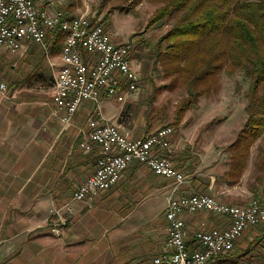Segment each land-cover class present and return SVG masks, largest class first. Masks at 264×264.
I'll return each mask as SVG.
<instances>
[{"label": "crops", "instance_id": "crops-1", "mask_svg": "<svg viewBox=\"0 0 264 264\" xmlns=\"http://www.w3.org/2000/svg\"><path fill=\"white\" fill-rule=\"evenodd\" d=\"M37 6L62 10L70 17L87 15L71 1L59 0L44 6L37 2ZM54 39L55 31L47 39L51 49ZM125 42L128 41L115 43ZM32 45L41 48L25 42L19 52ZM60 51L53 83L47 81L43 72L37 74L36 88L15 87L17 82L8 88L0 80L7 85L5 92L0 91V264H155L154 259L167 252L169 230L164 215L174 184L133 162L112 189L100 192L91 201L72 199L74 191L95 171L98 147L84 151L79 146L89 132L92 103L81 105L69 126L63 125L56 113L53 87L61 64ZM11 55L15 54L4 53L0 64ZM106 100L109 99L99 97L102 110ZM122 110L120 105L116 112L110 110L104 115L123 134L140 138L156 131L148 133L146 129V134L136 136L121 121ZM141 126L148 127L145 121ZM174 132L170 159L188 176L177 194L207 193L228 204L245 205L264 192V180L260 183L256 179L259 171L256 172L254 159L261 139L251 147L249 161L238 182L230 183L229 146L235 139L221 148L215 140L210 154L199 148L197 157H193L191 150H195V145L191 149L182 143L181 133ZM182 218L189 232L190 247L194 245L196 230L228 225L227 218L210 213ZM201 223L205 225L201 227ZM253 234L250 243L261 235L260 231ZM222 260L217 264H225Z\"/></svg>", "mask_w": 264, "mask_h": 264}, {"label": "built area", "instance_id": "built-area-1", "mask_svg": "<svg viewBox=\"0 0 264 264\" xmlns=\"http://www.w3.org/2000/svg\"><path fill=\"white\" fill-rule=\"evenodd\" d=\"M59 0H0V57L4 47H21L31 42L48 51V36L55 30L65 34L60 51V69L54 79L53 104L60 122L69 126L81 105L90 102L89 132L79 142L84 151L98 147L95 171L73 193L78 202L91 201L102 191L117 185L131 163L149 168L157 176L171 180L173 191L165 211L168 223L167 252L155 264H215V257L235 248L243 234L264 221V192L249 205H232L211 194H177L188 179L170 156L168 140L172 127L164 126L151 135L133 138L104 117L99 97L125 102L138 91L140 78L132 60L134 42L115 43L105 29L90 20L68 16L62 10L39 8ZM29 31V40L20 32ZM7 85L0 81V91ZM57 212V211H56ZM54 213V211H52ZM210 213L227 218L225 228H200L194 245L187 243L188 229L183 215ZM205 224L201 223V227Z\"/></svg>", "mask_w": 264, "mask_h": 264}, {"label": "trees", "instance_id": "trees-1", "mask_svg": "<svg viewBox=\"0 0 264 264\" xmlns=\"http://www.w3.org/2000/svg\"><path fill=\"white\" fill-rule=\"evenodd\" d=\"M129 6L143 1L156 5L147 21V28L162 21L171 27L157 47L169 80L168 89L185 87L186 97L178 103L170 125H179L191 107L202 97H211L220 90L223 74L239 73L247 81L245 111L247 118L229 146L230 183L238 182L250 155L251 147L264 138V0H118ZM65 34L55 30L54 52L60 50ZM149 127V126H148ZM256 179L264 180V146L255 156ZM245 250H258L264 258V224ZM262 243V244H261ZM247 248V247H246ZM234 252L237 257L241 249ZM230 252L219 257L222 263L236 264ZM239 258V257H238Z\"/></svg>", "mask_w": 264, "mask_h": 264}, {"label": "rangeland", "instance_id": "rangeland-1", "mask_svg": "<svg viewBox=\"0 0 264 264\" xmlns=\"http://www.w3.org/2000/svg\"><path fill=\"white\" fill-rule=\"evenodd\" d=\"M65 1L75 3V8L86 13L92 22L100 24L115 42H134L132 60L134 68L140 75L138 91L128 95L124 104L115 98L104 101L103 115L110 110L116 112L120 105H123L120 119L126 129L137 134L136 136L146 134V129L149 133L164 126H170L174 131L181 133L182 143L189 145L191 149L195 145V150H191L193 157H197L195 153H198L199 148L209 152L215 140H218L221 148L236 138L238 130L247 118L244 95L248 83L239 73L233 76L223 74L221 87L217 93L211 97L200 98L186 113L181 126L170 125L178 103L186 97V88L181 86V88L168 89L165 87L169 85V80L165 78L160 60L156 58V46L171 27V22L164 20L147 28V21L156 9V5L148 1H143L136 6L123 4L118 0ZM51 46L52 49L49 47L46 51L42 47L32 45L25 52L21 51L7 56L4 58V63L0 64V80L5 81L8 88L12 82H17L15 87L21 85L36 88V81L39 79L37 74L41 75L43 72L47 75V81L50 79L53 83L59 64V50L54 52V45ZM13 64L15 66H12ZM33 73H36V78L34 76V78L27 79ZM108 102L113 103L114 106L108 105ZM144 121L149 127L141 126ZM174 131L168 137L169 142L172 141V136L176 135ZM260 145L264 146V138ZM190 175L194 176L191 173ZM247 201L248 199L243 201V204ZM263 224L264 222L247 230L237 241L229 256L238 259L236 264H264V258L257 255L258 250L245 254L251 241L250 237H253V232L258 231ZM239 248H242V252L239 253L241 256L238 258L236 256L238 254L234 252Z\"/></svg>", "mask_w": 264, "mask_h": 264}, {"label": "bare ground", "instance_id": "bare-ground-1", "mask_svg": "<svg viewBox=\"0 0 264 264\" xmlns=\"http://www.w3.org/2000/svg\"><path fill=\"white\" fill-rule=\"evenodd\" d=\"M83 16L84 15H79V16H76V18H83ZM20 40H29V31L20 32ZM20 50H21V47H13V54H16ZM6 52L11 54V47H4V53H6ZM249 204H251V200L245 205H249ZM218 261H219V257H215V264H217Z\"/></svg>", "mask_w": 264, "mask_h": 264}]
</instances>
